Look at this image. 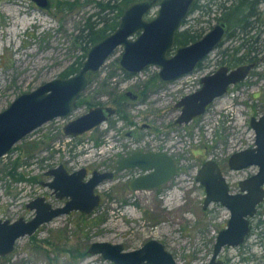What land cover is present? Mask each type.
<instances>
[{"label":"rangeland","instance_id":"374dc122","mask_svg":"<svg viewBox=\"0 0 264 264\" xmlns=\"http://www.w3.org/2000/svg\"><path fill=\"white\" fill-rule=\"evenodd\" d=\"M57 1L50 0V6L42 8L32 0H0V110L17 94L59 76L80 57L83 50L74 36L86 18L99 9L97 2L107 0H60L63 5ZM220 15L215 5L205 14L198 9L188 14L181 28L199 20L198 26L206 31ZM233 42L234 38L225 36L222 45L208 53L193 72L170 83L150 84L142 98L139 90L157 68L148 66L125 75L117 63L122 50L119 46L91 75L82 96L91 105H115L114 95L130 91L136 97L124 104L126 117L116 112L91 130L67 137L62 126L87 110V103L82 102L69 116L42 124L0 157V218L9 219L30 218L34 210L26 203L38 195L52 205L64 203L66 198L55 197L43 184L50 179L45 170L59 163L68 170L80 166L88 172L111 169L121 154L142 148L166 149L178 167L168 182L152 189L129 187L136 168L103 180L95 189L100 202L90 213L71 211L53 217L33 234L19 237L14 250L0 256V264H116L100 253L88 252V245L109 241L134 249L148 238L161 241L176 264H204L229 211L219 202L202 207L205 191L195 174L205 159L212 158L236 191L240 179L257 171L256 165L230 169L227 157L254 143L249 119L264 112V58L244 80L231 84L190 122L174 123L179 112L174 103L199 88L201 75L228 64L221 49ZM82 251L86 252L80 254ZM219 256L224 264H264V200L250 219L244 241L225 246Z\"/></svg>","mask_w":264,"mask_h":264},{"label":"water","instance_id":"95a60500","mask_svg":"<svg viewBox=\"0 0 264 264\" xmlns=\"http://www.w3.org/2000/svg\"><path fill=\"white\" fill-rule=\"evenodd\" d=\"M32 1L42 8L50 6V0ZM194 1L133 0L126 4L117 26L87 48L75 72L55 76L17 94L0 110V157L37 127L75 111L78 98L90 82L89 75L97 72L119 46L122 50L118 66L129 73L154 66L161 82H170L191 73L208 53L219 46L228 31L227 21L220 18L197 39L176 45L175 33L190 13ZM154 7L156 12L150 16ZM251 68V62L231 67L221 64L203 74L199 88L175 102L180 111L174 123H188L202 115L215 98L226 93L228 86L244 80ZM114 113L116 107L112 105H92L68 119L62 126L63 133L81 135ZM249 124L254 130L253 145L233 151L227 157L230 169L258 167L257 171L238 181V190H231L219 163L212 158L205 159L195 174L205 191L202 207L219 202L229 211L226 225L218 230L212 253L204 264H224L220 252L225 246H237L244 241L250 230V219L264 200V112L259 116L252 115ZM114 163L113 170L93 169L88 172L85 166L68 170L62 163L45 170L50 179L43 184L55 197L66 198L64 203L52 205L43 195H38L26 203L34 210L30 218H0V256L10 254L19 237L33 234L41 224L55 216L71 211L90 213L101 199L96 187L103 180L113 178L115 172L137 168L141 173L130 179L129 187L152 189L168 182L178 170L175 158L162 149H134L117 157ZM87 251L100 253L116 264H176L174 255L155 238H148L134 249H126L120 242L92 241Z\"/></svg>","mask_w":264,"mask_h":264},{"label":"trees","instance_id":"16d2710c","mask_svg":"<svg viewBox=\"0 0 264 264\" xmlns=\"http://www.w3.org/2000/svg\"><path fill=\"white\" fill-rule=\"evenodd\" d=\"M131 1L133 0H120V2L117 0H107L105 2H97L99 9L91 13L86 18L83 26L74 36V41L76 43L78 42L83 50L82 54L75 61L66 66L60 72L59 76H67L75 72L80 67L82 59L85 57L87 48L117 26L120 13L122 12L124 6ZM57 4L63 5L64 2L58 0ZM212 5H215L216 8L220 9L221 15L217 18L226 19L228 23L229 30L226 37L232 39L234 38L235 40V42H233L234 44L231 43L227 47L221 49V53L227 55L226 62H228L231 66L241 62H247L250 59V24L253 0H204V3L203 0H195L190 13L198 9L202 10V13L204 14L205 12L209 13L212 9ZM185 22L186 19L183 24ZM198 22L196 25L189 24L184 26L176 32V45L193 41L205 32V29L198 26ZM237 39L240 40L237 42ZM223 41L219 44V46L222 45ZM241 51L242 53H240ZM123 72L125 75L129 76L127 71ZM154 82H159L155 73L143 83L142 88L139 90V96L141 98L146 95L147 88ZM128 100H130V97L124 91H121L112 97V102L116 105L117 112L123 117L127 116L124 113L123 106ZM82 102L87 103L88 106L91 105L86 97L81 95L77 100V104H81ZM20 177L24 178L23 175ZM34 179L36 178L34 177ZM85 252L86 251H82L80 254H84ZM78 253L79 252L77 251L76 254Z\"/></svg>","mask_w":264,"mask_h":264},{"label":"flooded vegetation","instance_id":"af4514ba","mask_svg":"<svg viewBox=\"0 0 264 264\" xmlns=\"http://www.w3.org/2000/svg\"><path fill=\"white\" fill-rule=\"evenodd\" d=\"M250 34H251V47H250V57H251V60H250V62L252 63V68L251 69H254V68H256L258 66L259 61H261L264 58V0H253V8H252L251 24H250ZM229 66L231 67V65H229ZM92 74H94V73H91L89 75V77H91ZM130 75H132V73H129V76ZM199 81H200V78H199ZM159 82H161V81H159ZM170 82H161V83H170ZM124 92L130 97V99H133V98L136 97V94H132V92H129V91H124ZM99 104H102V103H99ZM112 106L116 107L115 105H112ZM174 106H175V103H174ZM88 107H90V106H88ZM175 107L180 111L179 107H177V106H175ZM116 112H117V108H116ZM176 116H175V118H176ZM140 149L141 150H146V149H142V148H140ZM156 150H158V149H156ZM162 150H165L166 151V149H162ZM150 151H152V150H150ZM166 152H168V151H166ZM127 153H129V152H127ZM127 153H123L120 156H122L124 154H127ZM168 153H170V152H168ZM114 168H115V163H114V166L111 169L113 170ZM116 173H118V172H115L114 175ZM140 173H141V171L137 169V174L136 175H138ZM237 189H238V183H237ZM231 190H233V189H231Z\"/></svg>","mask_w":264,"mask_h":264},{"label":"bare ground","instance_id":"6f19581e","mask_svg":"<svg viewBox=\"0 0 264 264\" xmlns=\"http://www.w3.org/2000/svg\"><path fill=\"white\" fill-rule=\"evenodd\" d=\"M193 3H194V2H193ZM192 5H193V4H192ZM191 8H192V6H191ZM183 22H184V21H183ZM183 22H182V25H183ZM182 25H181V26H182ZM180 29H182V28L180 27L178 30H180ZM178 30H177V31H178ZM228 30H229V27H228ZM177 31H176V32H177ZM227 32H228V31H227ZM175 34H176V33H175ZM174 39H175V37H174Z\"/></svg>","mask_w":264,"mask_h":264},{"label":"built area","instance_id":"2783aa9c","mask_svg":"<svg viewBox=\"0 0 264 264\" xmlns=\"http://www.w3.org/2000/svg\"><path fill=\"white\" fill-rule=\"evenodd\" d=\"M65 136L69 137L68 135H65Z\"/></svg>","mask_w":264,"mask_h":264}]
</instances>
